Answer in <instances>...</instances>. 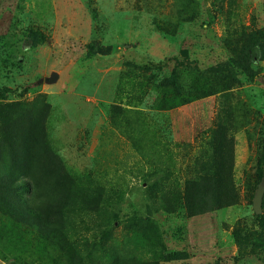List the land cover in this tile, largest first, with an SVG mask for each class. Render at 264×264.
I'll use <instances>...</instances> for the list:
<instances>
[{
	"label": "rangeland",
	"instance_id": "obj_1",
	"mask_svg": "<svg viewBox=\"0 0 264 264\" xmlns=\"http://www.w3.org/2000/svg\"><path fill=\"white\" fill-rule=\"evenodd\" d=\"M260 30L264 0H0V264L39 251L13 209L33 193L75 208L45 219L73 234L77 264H263L241 257L233 232L262 208L264 182L255 205L246 189L264 57L250 73L229 64L235 41ZM222 128V206L212 198L168 214L188 203L184 189L209 184L204 164ZM51 245L40 264H68ZM174 251L186 258L163 259Z\"/></svg>",
	"mask_w": 264,
	"mask_h": 264
},
{
	"label": "trees",
	"instance_id": "obj_2",
	"mask_svg": "<svg viewBox=\"0 0 264 264\" xmlns=\"http://www.w3.org/2000/svg\"><path fill=\"white\" fill-rule=\"evenodd\" d=\"M233 53H234L233 56H231L232 54L230 55L229 64L233 68H237L242 72H249L248 69L249 62L258 63L261 60H263L264 30L257 31V33L253 34L249 38L242 37V42L240 40L239 41L236 40L235 50ZM253 76L254 75L250 74L251 79L253 78ZM163 81L164 80H162L161 83ZM162 87H164V84H161L158 89L161 90ZM224 90L228 91L229 88H226ZM259 124H260L259 134L255 141V164H254L255 182H253V184L250 183L246 189V194L250 202L249 203L250 205H255V201L257 199L255 192L259 188L260 184L264 182V118L262 122H259ZM225 135H226V130L224 128L220 129L219 131H214L212 133L213 138L210 149L213 153V156L212 159L208 158L207 163L204 164L205 169L208 172V175L202 180V181L206 180L207 182H209V184L202 183L200 185V192L199 193L196 192L197 194L191 192V189H184L185 194L187 195L185 202L188 203L187 204L184 203L183 205H181L180 200H178V202H174V205H171L166 209V212L168 214L173 213L174 210H177L178 205H179V209L180 210L184 209L185 212L187 211L193 212V210L196 211L197 204H195V208H194V202L198 203L199 206L201 205L200 202L202 201L204 202L205 200L210 203L212 198L213 199L215 198L217 200V203L219 202V207L222 206V204L220 203L222 202L221 197L224 195V189L227 187V185L223 184V181L224 178L226 177L225 171L227 170V164L230 163L228 161L229 158L225 157L229 151L228 149L226 150L225 148V144H224V139L226 141ZM28 185H29L28 182L23 181L22 186L24 189H26V192L28 190ZM59 185L61 186V188L64 186L61 183ZM35 188L36 186H33L32 189L34 190L38 189ZM16 199L18 200V202H13L14 203L13 209L15 210V212H18L20 218L24 220L26 225L32 230V233L30 232L31 234L27 233V238L30 239V241L34 245L39 247V251L36 254H32L28 252L29 256H27L26 258L27 264H37L36 258H39L38 264H40L41 258L37 256H41L40 254H42V252L44 253V256L46 257L49 256V258L52 259L53 258L52 256H54V254L49 249V244L51 242L55 244V246L51 245V249H54L55 252L60 253V254L56 253L57 256H59V258H62L66 253L67 255H69V257L65 258V261L68 264H77V261H74V259L72 258L73 256L70 254V248L73 246L72 245L74 243L73 241H75V238H73L74 237L73 234L72 236L69 234L68 235L62 234V231H60L59 228L56 225H54L53 222L51 223L48 219H45L46 216L53 218L54 213H56L57 209L64 212L66 210L74 211L75 208L71 206V202H55L56 205L54 206L52 202H47L43 200L40 202L34 200L35 199L34 193L32 200L28 199L29 202H21L23 198L20 195H18ZM189 202H193V203L189 205ZM260 204L262 207L261 212L258 213L257 211H255L253 213L250 221V225L248 226L246 232H243L241 229L236 228L233 234L237 244L236 246L238 248L241 257L245 258L248 255L250 256L256 255L261 258V261L264 264V194L261 198ZM191 206H192V210L189 209L191 208ZM62 214L63 213H60V215ZM44 232L48 234V237L46 236L47 237L46 241L44 240V235H45ZM162 257L166 261H178L185 259L186 255L183 252L174 251L171 253L162 252ZM124 264H126V262Z\"/></svg>",
	"mask_w": 264,
	"mask_h": 264
},
{
	"label": "water",
	"instance_id": "obj_3",
	"mask_svg": "<svg viewBox=\"0 0 264 264\" xmlns=\"http://www.w3.org/2000/svg\"><path fill=\"white\" fill-rule=\"evenodd\" d=\"M257 212H258V211H257ZM259 212H260V211H259ZM259 212H258V213H259Z\"/></svg>",
	"mask_w": 264,
	"mask_h": 264
}]
</instances>
